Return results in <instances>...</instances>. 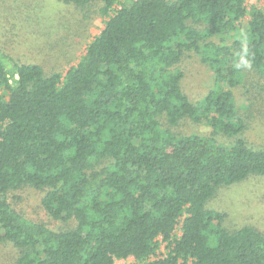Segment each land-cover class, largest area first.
<instances>
[{"label":"trees","instance_id":"1","mask_svg":"<svg viewBox=\"0 0 264 264\" xmlns=\"http://www.w3.org/2000/svg\"><path fill=\"white\" fill-rule=\"evenodd\" d=\"M56 1H100L106 23L68 71L0 48V244L19 251L15 264H264V235L229 232L207 209L220 188L264 177V144L244 138L264 108V11L246 0ZM193 57L213 75L196 102L181 67ZM185 120L210 137L177 132ZM26 187L74 227L13 208L9 195Z\"/></svg>","mask_w":264,"mask_h":264},{"label":"rangeland","instance_id":"2","mask_svg":"<svg viewBox=\"0 0 264 264\" xmlns=\"http://www.w3.org/2000/svg\"><path fill=\"white\" fill-rule=\"evenodd\" d=\"M128 4L131 0H119ZM248 8L264 11V0H246ZM102 2L85 10L56 0H0V48L24 64L36 63L48 72L68 71L86 54V49L105 28L101 16ZM121 7V6H116ZM84 17H88L84 20ZM185 72L183 89L194 102L203 99L213 86V75L197 57L187 58L181 66ZM256 105L255 107H258ZM184 135L210 137L212 129L185 120L176 130ZM244 138L251 144H264V108L250 122ZM218 146H230L234 139L214 137ZM45 192L26 187L9 195L13 208L26 218L47 224L53 229L74 227L49 217L42 201ZM207 209L225 214L224 229L235 232L249 226L264 235V177L252 176L245 182L220 188ZM180 234V233H179ZM166 242L159 254L166 252ZM19 251L10 243L0 244V264H15ZM134 259L117 260L116 264H134Z\"/></svg>","mask_w":264,"mask_h":264},{"label":"built area","instance_id":"3","mask_svg":"<svg viewBox=\"0 0 264 264\" xmlns=\"http://www.w3.org/2000/svg\"><path fill=\"white\" fill-rule=\"evenodd\" d=\"M120 8H121V7H117V9H116V7H115V11H116V10H120ZM179 233H180V234H179ZM180 235H181V231H180V227H178V228H177V232H176V236H180ZM161 240H162V239H160V241H161ZM164 254H165V253H161V254L158 253V256H157V257H152L151 259L154 260V259L160 258V257H162Z\"/></svg>","mask_w":264,"mask_h":264},{"label":"water","instance_id":"4","mask_svg":"<svg viewBox=\"0 0 264 264\" xmlns=\"http://www.w3.org/2000/svg\"><path fill=\"white\" fill-rule=\"evenodd\" d=\"M16 78L18 79V78H19V76H16Z\"/></svg>","mask_w":264,"mask_h":264}]
</instances>
